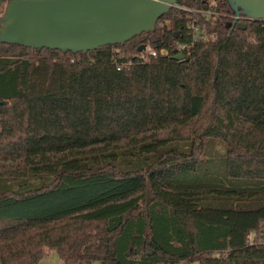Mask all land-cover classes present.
Here are the masks:
<instances>
[{
    "label": "trees",
    "instance_id": "16d2710c",
    "mask_svg": "<svg viewBox=\"0 0 264 264\" xmlns=\"http://www.w3.org/2000/svg\"><path fill=\"white\" fill-rule=\"evenodd\" d=\"M181 7L216 15L199 20L207 40L190 43ZM140 45L167 54L140 59ZM47 250L61 264H264V20L176 0L123 44L0 43V264Z\"/></svg>",
    "mask_w": 264,
    "mask_h": 264
},
{
    "label": "water",
    "instance_id": "95a60500",
    "mask_svg": "<svg viewBox=\"0 0 264 264\" xmlns=\"http://www.w3.org/2000/svg\"><path fill=\"white\" fill-rule=\"evenodd\" d=\"M235 17L264 20V0H225ZM0 43L85 53L151 31L176 0H0ZM140 45L138 51H142ZM182 58L181 54L173 57Z\"/></svg>",
    "mask_w": 264,
    "mask_h": 264
},
{
    "label": "built area",
    "instance_id": "2783aa9c",
    "mask_svg": "<svg viewBox=\"0 0 264 264\" xmlns=\"http://www.w3.org/2000/svg\"><path fill=\"white\" fill-rule=\"evenodd\" d=\"M214 2H211L209 8L214 7ZM182 9L189 12L188 19L185 21V28L188 31V34L190 36V43H194L197 40L205 41L207 40V36L204 32V26L203 23H199L200 19L202 20H208L210 18H214L216 15L211 11V9L207 10H188L184 7H181ZM237 18V17H236ZM182 46H179L177 50L182 49ZM167 54L166 50L160 49L157 52L150 49L148 46H144V49L142 50V53L140 55V59L145 58H155L158 55L165 56ZM119 66L116 67V70H119Z\"/></svg>",
    "mask_w": 264,
    "mask_h": 264
},
{
    "label": "rangeland",
    "instance_id": "374dc122",
    "mask_svg": "<svg viewBox=\"0 0 264 264\" xmlns=\"http://www.w3.org/2000/svg\"><path fill=\"white\" fill-rule=\"evenodd\" d=\"M6 119H7V117L4 118L5 121H7ZM41 263L42 264H61V261L57 258V256L54 254L53 251L47 250L44 254V257L41 260ZM92 264H99V263H92ZM160 264H195V263H193V262L188 263V262L180 261V262L160 263Z\"/></svg>",
    "mask_w": 264,
    "mask_h": 264
}]
</instances>
